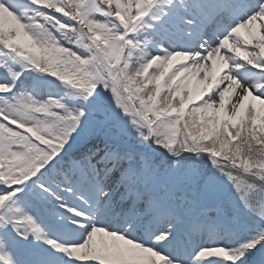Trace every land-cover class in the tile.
I'll return each mask as SVG.
<instances>
[{
  "label": "snow or ice",
  "instance_id": "obj_1",
  "mask_svg": "<svg viewBox=\"0 0 264 264\" xmlns=\"http://www.w3.org/2000/svg\"><path fill=\"white\" fill-rule=\"evenodd\" d=\"M0 264H264V0H0Z\"/></svg>",
  "mask_w": 264,
  "mask_h": 264
}]
</instances>
